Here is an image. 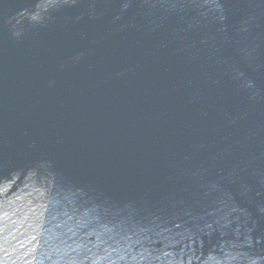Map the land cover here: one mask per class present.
I'll use <instances>...</instances> for the list:
<instances>
[{"label": "water", "instance_id": "1", "mask_svg": "<svg viewBox=\"0 0 264 264\" xmlns=\"http://www.w3.org/2000/svg\"><path fill=\"white\" fill-rule=\"evenodd\" d=\"M0 264H264V57L221 0H0Z\"/></svg>", "mask_w": 264, "mask_h": 264}]
</instances>
